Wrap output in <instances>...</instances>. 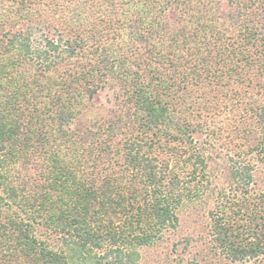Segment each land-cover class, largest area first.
<instances>
[{"label":"trees","instance_id":"1","mask_svg":"<svg viewBox=\"0 0 264 264\" xmlns=\"http://www.w3.org/2000/svg\"><path fill=\"white\" fill-rule=\"evenodd\" d=\"M6 1L0 264H138L206 166L190 152L175 172L160 152L198 131L197 101L233 90L264 138V103L248 92L264 88V0H69L62 19ZM232 207L213 218L217 247L264 256V208Z\"/></svg>","mask_w":264,"mask_h":264},{"label":"rangeland","instance_id":"2","mask_svg":"<svg viewBox=\"0 0 264 264\" xmlns=\"http://www.w3.org/2000/svg\"><path fill=\"white\" fill-rule=\"evenodd\" d=\"M68 1L40 0L35 4L32 1L30 5L39 12L49 8L62 19L68 12ZM9 2L4 4L10 7ZM257 82L248 92L256 95L263 104L264 88L259 85L261 79ZM217 92V99H209L206 105L200 99L198 106L194 107L193 125L198 126V131L189 130V133L173 139L169 146L161 144L163 149H156V152H163L165 163L168 162L169 168L175 172H182L178 159L186 158L190 152L192 157L203 156L206 166L197 165L195 177L189 184L191 197H184L176 209V227L152 244L140 247L138 264H264V256L231 261L223 256L214 241L212 223L213 218L221 213V205L235 206L232 209L242 208L256 215L264 208V138L261 128L253 115L241 112L244 104L233 100L236 96L231 94L233 90ZM183 179L185 184L188 179Z\"/></svg>","mask_w":264,"mask_h":264}]
</instances>
